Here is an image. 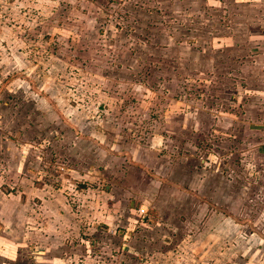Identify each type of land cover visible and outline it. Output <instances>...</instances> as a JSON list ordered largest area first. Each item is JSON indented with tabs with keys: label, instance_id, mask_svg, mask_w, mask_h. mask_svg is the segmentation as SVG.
I'll use <instances>...</instances> for the list:
<instances>
[{
	"label": "rangeland",
	"instance_id": "rangeland-1",
	"mask_svg": "<svg viewBox=\"0 0 264 264\" xmlns=\"http://www.w3.org/2000/svg\"><path fill=\"white\" fill-rule=\"evenodd\" d=\"M0 197L15 264H264V0H0Z\"/></svg>",
	"mask_w": 264,
	"mask_h": 264
},
{
	"label": "crops",
	"instance_id": "crops-1",
	"mask_svg": "<svg viewBox=\"0 0 264 264\" xmlns=\"http://www.w3.org/2000/svg\"><path fill=\"white\" fill-rule=\"evenodd\" d=\"M5 207H6L5 202L2 199V197H0V224H5L4 219L5 218L7 219V217L10 218L11 220H13L15 218L12 215H7V212L4 209ZM2 229L0 230V264H15L14 258H17L18 251L13 250L14 247L11 248L12 250H5L6 245H8V244L6 241L2 240V239H10V238H13L14 236H11L8 238V236L3 233L4 230H2ZM19 241H20V239H19ZM12 244H13V242H11V245ZM58 251H60V252H58ZM75 251H79V250H71V253H74ZM260 251L261 252H257V253H261L262 255H264V248H261ZM44 252H45V250H44ZM64 252H65V255H63V250H46L45 256L43 258V261L44 260L46 261V262H44V264L45 263L46 264H52V263L56 264L58 262H59V264H67V262H66L67 258L66 257L68 254V250H65ZM73 255H76V253H74Z\"/></svg>",
	"mask_w": 264,
	"mask_h": 264
}]
</instances>
